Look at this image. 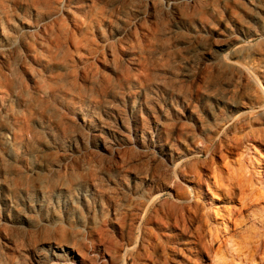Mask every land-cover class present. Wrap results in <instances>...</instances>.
<instances>
[{
	"label": "rangeland",
	"instance_id": "rangeland-1",
	"mask_svg": "<svg viewBox=\"0 0 264 264\" xmlns=\"http://www.w3.org/2000/svg\"><path fill=\"white\" fill-rule=\"evenodd\" d=\"M239 187L264 0H0V264H238L208 242L258 226Z\"/></svg>",
	"mask_w": 264,
	"mask_h": 264
},
{
	"label": "bare ground",
	"instance_id": "bare-ground-1",
	"mask_svg": "<svg viewBox=\"0 0 264 264\" xmlns=\"http://www.w3.org/2000/svg\"><path fill=\"white\" fill-rule=\"evenodd\" d=\"M231 146L232 144H230V146L227 148L226 153L233 154ZM234 192L235 191L233 189H230L228 196H232ZM238 192L242 194L241 203H239L241 204L240 208L251 209L254 207V209L251 210L252 212L249 213V216L254 218L258 226L253 229L252 236L243 240L240 238L241 240L235 241L233 240V235H231V229H229V227L240 224V221L233 217V212L231 213V211H228L225 215H221V221L218 223L221 226V230L215 228L214 233H210L211 239L208 243L215 241L218 244V250L223 247H228L227 243L232 244L230 249L227 248L229 249L227 252L230 253V258L232 260H237L238 264H264V189L259 188L254 194V197L252 196L253 194H244V189L240 187ZM218 231H221V235H218Z\"/></svg>",
	"mask_w": 264,
	"mask_h": 264
}]
</instances>
